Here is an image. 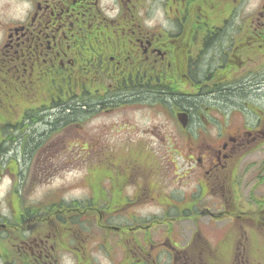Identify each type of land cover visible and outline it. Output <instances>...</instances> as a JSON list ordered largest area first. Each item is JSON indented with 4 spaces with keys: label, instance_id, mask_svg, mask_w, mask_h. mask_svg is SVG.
<instances>
[{
    "label": "flooded vegetation",
    "instance_id": "flooded-vegetation-1",
    "mask_svg": "<svg viewBox=\"0 0 264 264\" xmlns=\"http://www.w3.org/2000/svg\"><path fill=\"white\" fill-rule=\"evenodd\" d=\"M254 44L264 0L0 2V154L93 155L116 173L111 194L63 205L6 195L0 264H264L262 196L247 209L264 171L241 163L264 122L215 115L264 87Z\"/></svg>",
    "mask_w": 264,
    "mask_h": 264
},
{
    "label": "rangeland",
    "instance_id": "rangeland-1",
    "mask_svg": "<svg viewBox=\"0 0 264 264\" xmlns=\"http://www.w3.org/2000/svg\"><path fill=\"white\" fill-rule=\"evenodd\" d=\"M2 1L0 0V2ZM248 54H264V44L262 47H258L257 44L250 45ZM262 70L264 72V68ZM226 100L228 101L226 104L219 103L216 105L217 109L225 114L223 116L216 110L217 118L227 122L223 118L231 115V119H229L235 126L239 125L241 112L245 115L249 126L255 125L260 119H264V87L258 90L248 89L244 93L233 92L231 96H227ZM128 157L123 155L107 156L108 162L115 165L124 164ZM135 157L142 158V156ZM179 163H182L180 159ZM241 163H243L242 169L248 168L247 170H249L253 166L262 168L261 166H264V147L259 148L257 152L248 156ZM255 173L256 171L251 176L246 177V189H249L253 184L254 178L252 176ZM244 177L245 174L240 169L237 178L242 181ZM115 178V171L103 166L98 156L64 155L52 152L30 155L18 153L16 150L8 151L5 154H0V211L6 195L16 194L26 201L38 200L40 202L50 198L51 202L59 200V204H64L71 198L78 199L85 192L89 193L90 189L94 190V194L101 190L111 194L110 185ZM81 179H83V184L80 183ZM255 195L257 197L264 196V184ZM247 201V209H255L254 205L251 204L250 197H247ZM205 203L211 204L212 202L206 200ZM151 209L157 208L152 207Z\"/></svg>",
    "mask_w": 264,
    "mask_h": 264
},
{
    "label": "trees",
    "instance_id": "trees-1",
    "mask_svg": "<svg viewBox=\"0 0 264 264\" xmlns=\"http://www.w3.org/2000/svg\"><path fill=\"white\" fill-rule=\"evenodd\" d=\"M257 204H260V206L262 205V202H259V203H257Z\"/></svg>",
    "mask_w": 264,
    "mask_h": 264
}]
</instances>
